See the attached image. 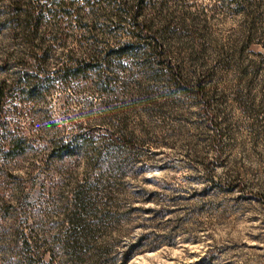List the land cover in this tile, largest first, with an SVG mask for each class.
<instances>
[{
	"label": "rangeland",
	"instance_id": "obj_1",
	"mask_svg": "<svg viewBox=\"0 0 264 264\" xmlns=\"http://www.w3.org/2000/svg\"><path fill=\"white\" fill-rule=\"evenodd\" d=\"M232 1L169 0L173 21L160 41L184 88L155 62L151 74L152 59L124 52L7 107V129L28 149L0 154V264H264V0H247L245 12ZM67 3L74 16H43L49 72L68 52L82 55L77 40L97 34L92 22L105 26L85 2ZM55 24L62 45L47 30ZM110 28L93 46L100 56L130 41L127 27ZM25 51L0 33V61ZM197 81L203 100L185 86ZM61 140L71 152L56 157ZM80 187L95 205L74 249Z\"/></svg>",
	"mask_w": 264,
	"mask_h": 264
},
{
	"label": "trees",
	"instance_id": "obj_2",
	"mask_svg": "<svg viewBox=\"0 0 264 264\" xmlns=\"http://www.w3.org/2000/svg\"><path fill=\"white\" fill-rule=\"evenodd\" d=\"M67 1L69 2L67 5H73L75 1L85 2V5L94 11V19H103L105 26L96 27V23L93 24L92 22L87 30L90 34L97 31V34L89 35L86 38L80 36L77 40L83 48V51H81L82 55L76 57L72 52H68L66 58L68 63L62 65L57 70L53 69V71L49 72L46 69L47 47L43 48V39L39 35L41 26H43V16L50 14L57 19V22L61 18L74 16V12L71 13L69 10H66V7H70L63 5ZM90 1L92 0H42V4L51 2L55 4L54 7L57 9H48L46 5L35 7L31 1L24 0H11L5 7L0 5V33L9 32L12 37L21 39L23 45L28 49V53L25 51L20 56L14 58L11 53H7L0 61V73L6 74L0 79V154L2 156L11 158L23 154L28 149V141L26 139L13 135L11 130L7 129L8 113H10L7 107L11 105V111H17V106L12 105L14 100L18 99L19 103L32 102L51 89L52 85L50 82L58 79L65 80L66 78L68 80L71 76H83L93 71L99 73L102 68L100 66L102 57V60H107L110 55H119V53L125 52L128 56L141 59L142 61L152 59V61L147 62L149 65V70H147L151 74L154 75L156 73L152 69V63L155 62L157 66H162V69L167 70L175 87L184 88L183 80L176 71L177 68L168 60L165 47L160 41V34L168 33L171 27L170 23L173 21V12L169 11L168 7L169 0H158L157 2L156 0H95L93 3ZM232 2L235 8H238V11L245 12L249 7L247 0H233ZM75 13L77 14V12ZM176 22L182 26V17L179 16ZM57 26L60 25L55 24L51 26V29L49 27L47 30H50L49 32L55 38H52V40H64V38L58 35ZM103 27H111L110 29L127 27V35L130 41L120 47H116L118 48L116 50L107 49L108 51L100 56V54L93 50V46L98 42L97 37L101 38L100 36L106 35ZM84 39L87 42L83 46L82 42ZM60 43L62 45L64 41ZM57 77L58 79H55ZM97 77L100 78V74ZM185 86L188 90L195 91L197 96L202 97L201 99L203 100V87L200 81H197L190 87L186 84ZM52 145L53 149L58 150L56 157L71 152L69 144H64L62 140L54 142ZM101 179L103 180L100 177L98 181ZM83 188L80 187L74 194L77 210L72 214V218L70 219L71 231L73 233L67 238L71 244V248L74 249L81 244V240L84 239L83 235H87L90 232L87 227L89 224L83 216L90 217L95 205L89 196L91 190L88 188L91 187L85 190ZM102 192L105 193V196L108 195L106 189H102Z\"/></svg>",
	"mask_w": 264,
	"mask_h": 264
}]
</instances>
